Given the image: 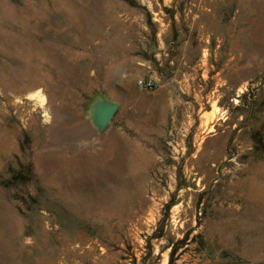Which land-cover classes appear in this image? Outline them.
<instances>
[{"label": "rangeland", "instance_id": "374dc122", "mask_svg": "<svg viewBox=\"0 0 264 264\" xmlns=\"http://www.w3.org/2000/svg\"><path fill=\"white\" fill-rule=\"evenodd\" d=\"M242 261L264 264V0H0V264Z\"/></svg>", "mask_w": 264, "mask_h": 264}, {"label": "water", "instance_id": "95a60500", "mask_svg": "<svg viewBox=\"0 0 264 264\" xmlns=\"http://www.w3.org/2000/svg\"><path fill=\"white\" fill-rule=\"evenodd\" d=\"M118 105L107 99H97L92 106V122L98 130H103L117 111Z\"/></svg>", "mask_w": 264, "mask_h": 264}, {"label": "bare ground", "instance_id": "6f19581e", "mask_svg": "<svg viewBox=\"0 0 264 264\" xmlns=\"http://www.w3.org/2000/svg\"><path fill=\"white\" fill-rule=\"evenodd\" d=\"M35 92H36V91H35ZM119 154H120V153H119ZM120 156H121V155H120ZM76 167H78V166H76ZM81 167H82V166H81ZM81 167H80V168H81ZM86 167H88V166H86ZM86 167H85V168L83 167L84 170L86 169ZM96 167H97V166H96ZM83 168H82V169H83ZM94 168H95V167H94ZM69 169H70V168H69ZM73 170H74V168H73ZM78 170H79V168H78ZM78 170H77V172H79ZM88 170H89V169H88ZM91 170H92V169H91ZM95 170H96V168H95ZM69 171H70V170H69ZM74 171H75V170H74ZM80 171H81V170H80ZM65 172L67 173V171H65ZM70 172H71V171H70ZM83 172H84V171H83ZM72 173H73V171H72ZM81 173H82V172H81ZM89 173H90V171H89ZM91 173H92V172H91ZM87 174H88V173H87ZM78 175H79V174H78ZM78 175H77V176H78ZM85 175H86V174H85ZM79 176H80V175H79ZM72 186H73V185H72ZM80 189H82V188H80ZM82 191H84V189H82Z\"/></svg>", "mask_w": 264, "mask_h": 264}, {"label": "crops", "instance_id": "0c3cea01", "mask_svg": "<svg viewBox=\"0 0 264 264\" xmlns=\"http://www.w3.org/2000/svg\"><path fill=\"white\" fill-rule=\"evenodd\" d=\"M228 264H256V263H253V262H234V263H228Z\"/></svg>", "mask_w": 264, "mask_h": 264}]
</instances>
